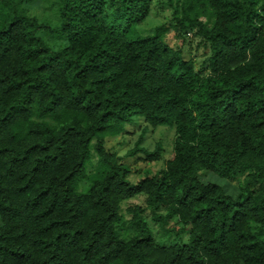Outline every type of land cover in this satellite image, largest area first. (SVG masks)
<instances>
[{
	"label": "trees",
	"instance_id": "obj_1",
	"mask_svg": "<svg viewBox=\"0 0 264 264\" xmlns=\"http://www.w3.org/2000/svg\"><path fill=\"white\" fill-rule=\"evenodd\" d=\"M36 1L0 0V264H264V0H179L148 33L155 0H49L54 25ZM189 32L201 67L166 41ZM137 119L175 138L132 182L105 141ZM144 132L126 156L158 161Z\"/></svg>",
	"mask_w": 264,
	"mask_h": 264
},
{
	"label": "rangeland",
	"instance_id": "obj_2",
	"mask_svg": "<svg viewBox=\"0 0 264 264\" xmlns=\"http://www.w3.org/2000/svg\"><path fill=\"white\" fill-rule=\"evenodd\" d=\"M178 2L179 0H155L150 15L142 24L136 26L137 31L139 33H148L157 25L168 24L172 20L173 9ZM25 7L27 8L28 14L36 17L39 22H47L54 25L58 21L55 6L49 0H38L33 3L25 4ZM45 37L51 44L56 42V39L53 37ZM166 41L172 46L175 44L181 46L184 57L186 59H193L197 67H201L208 58V54L205 53L200 38L194 36L193 32L184 34V36L176 42L172 35H167ZM143 121V119H137L134 123L126 124L120 134L108 136L105 141L107 149L116 152L121 158H123L122 160L130 166L131 173L129 179L132 182H136L142 177L145 170L157 172L162 168L171 154L173 139L175 138V130L167 128V126H158L154 131H152L153 129L150 130V128L145 130V132L142 131L145 127ZM142 132H144V134L141 137V147L148 151H152L157 144H161V157L158 161H143V158L145 157L143 153H137L134 156H126V153L133 148ZM95 164L96 158L93 156L88 168L92 169ZM198 177L202 183L218 184L225 193L235 197L238 193V186L242 181L244 174H236L227 179L218 178L212 173H200L198 174ZM86 185V183H82L81 189H84ZM144 200L145 196L140 194L122 203L121 213L123 214L125 225L118 230L121 237L128 238L133 233L132 227L129 223L131 215L126 212V208L135 204L145 206ZM146 213L149 214L148 211ZM177 221V219H173L171 222L175 223ZM186 233L187 228H185V231L182 234L183 238H185Z\"/></svg>",
	"mask_w": 264,
	"mask_h": 264
}]
</instances>
